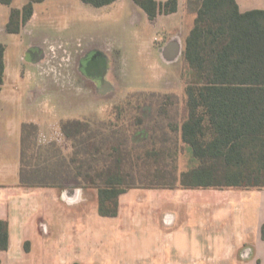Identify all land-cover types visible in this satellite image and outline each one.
<instances>
[{
    "label": "crops",
    "instance_id": "0c3cea01",
    "mask_svg": "<svg viewBox=\"0 0 264 264\" xmlns=\"http://www.w3.org/2000/svg\"><path fill=\"white\" fill-rule=\"evenodd\" d=\"M156 1L161 5L166 0ZM236 1L242 12L264 9V0ZM26 2L15 0L5 5L9 10L0 3L1 32L20 46L17 64L8 60L6 51L0 89V220L8 222L9 232L0 264H264V190L133 188L119 196L116 216H102L96 188L21 183L24 123L38 126L42 142L70 146L59 124L52 134L42 122L43 98L30 84L36 74L35 63L26 60L32 42L55 39L51 29L24 30L38 3L18 33L7 30L12 7L21 9ZM138 8L144 13L140 41L145 48H153L165 64L184 60L185 39L197 14L193 1L178 0L175 12L158 10L153 20ZM23 65L35 71L34 76L11 79L8 70L17 72ZM8 83L12 88L5 91ZM22 97L25 105L18 106ZM63 114L59 112V119L71 117Z\"/></svg>",
    "mask_w": 264,
    "mask_h": 264
},
{
    "label": "trees",
    "instance_id": "16d2710c",
    "mask_svg": "<svg viewBox=\"0 0 264 264\" xmlns=\"http://www.w3.org/2000/svg\"><path fill=\"white\" fill-rule=\"evenodd\" d=\"M14 1L0 3L11 6ZM42 1L27 0L21 9L12 7L8 32L18 33L21 24L33 15L35 4ZM82 1L99 7L115 0ZM192 1L197 14L185 39L187 69L182 73L187 116L172 130L180 133L195 164L174 175L176 182L171 184L165 179L166 164L159 158L164 148L129 142L123 126L143 120L130 116L129 110L140 107L133 102H138L140 95L132 93L114 106L115 119L99 125L80 119L63 121L61 129L71 142L70 154L64 155L59 145L50 141L41 144L37 157L32 155L35 159L31 156L25 163L22 147L23 185L96 188L102 216H116L119 196L133 188L264 190V9L242 12L236 0ZM134 2L151 20L158 10L171 13L178 9V0L161 5L156 0ZM5 67L6 48L1 45L0 89ZM30 128L37 126H22V146ZM141 163H146L144 170L154 169L156 175L147 176L149 183L138 186L134 179L142 177L134 173L139 172ZM8 235V222L0 220V250L8 248Z\"/></svg>",
    "mask_w": 264,
    "mask_h": 264
},
{
    "label": "rangeland",
    "instance_id": "374dc122",
    "mask_svg": "<svg viewBox=\"0 0 264 264\" xmlns=\"http://www.w3.org/2000/svg\"><path fill=\"white\" fill-rule=\"evenodd\" d=\"M36 6L37 14L34 15L30 24L24 27V30L26 28L27 32L30 30L31 33H35L51 29L54 40L60 43L62 41L70 43L71 49L76 47L77 42L87 45L90 40H95L97 44H102L101 46L107 50L109 56L114 57V61L119 65L117 75L113 78L111 76L113 93L109 96H101L95 91L89 92L84 85L68 81L64 85L61 96L54 95L53 102L40 99L42 122L47 125V128L50 127V131L54 134L57 125L66 120L59 119L57 116L62 111L65 113L63 116H71L68 119H80L99 125L101 121L115 119L112 110L116 104L121 103L129 94H138L140 95L137 96L138 102L136 100L133 102L140 107L131 109L129 112L130 116L135 117L136 115L143 120L131 127L124 125L123 133L126 138L129 136V142L136 146H144V148L151 144L162 146L163 155L159 158L166 164L165 179L171 184L175 183L174 175H178L195 164L190 149L181 141L180 133L172 130V126L179 127L187 116L182 79V73H185L187 69L185 61L178 60L165 64L153 48H145L144 43L140 41L144 13L131 0H119L106 7H94L80 0H44ZM3 7L6 10L10 9L5 5ZM25 38L24 36V40ZM0 39L4 45L7 44L5 46L8 60L17 64L20 46L10 43L9 34L1 32V28ZM22 52L24 53V50ZM30 54H32L31 58L35 56L34 53ZM61 54L68 57L67 53ZM26 60L30 61L29 56ZM8 72L11 79H16L19 75L26 77L29 73H33V76L35 74V71L32 72L26 65L21 66L17 72L13 70H8ZM28 79H30L29 76ZM34 80L38 81L37 76L32 78L30 84L37 85ZM4 88L5 91L10 90L11 83ZM25 101L23 97L19 99L18 106H24ZM164 102L167 106L159 108L158 105ZM55 111H57L56 115ZM29 130L23 146L25 163L35 159L33 156L37 157L36 154L41 150L42 143L44 145L49 143V141L42 142L38 126L36 129L30 128ZM119 136L117 134V137ZM69 144L70 146L64 149L57 143L64 155L71 153V142ZM145 165L146 163H141L139 172L134 173V176L142 177L137 181L134 179V183L138 186L149 183L147 176L156 175L154 169L144 170L142 166Z\"/></svg>",
    "mask_w": 264,
    "mask_h": 264
},
{
    "label": "flooded vegetation",
    "instance_id": "af4514ba",
    "mask_svg": "<svg viewBox=\"0 0 264 264\" xmlns=\"http://www.w3.org/2000/svg\"><path fill=\"white\" fill-rule=\"evenodd\" d=\"M49 40L47 38L33 41L32 49L27 51V56L35 63V76L39 81V83L36 81L37 85L33 84V88L31 87L36 95L53 102L54 95L61 96L68 81L82 84L89 92L95 91L101 96L113 93L111 76L113 78L117 75L119 65L114 61V57L109 56L101 43L97 44L95 40H90L87 45L77 42L76 47L71 49L70 43L63 41L60 43L54 39H52L54 42L51 40L48 43ZM30 53H34L35 56L31 58ZM61 53H67L68 57ZM59 125L61 129V124Z\"/></svg>",
    "mask_w": 264,
    "mask_h": 264
}]
</instances>
